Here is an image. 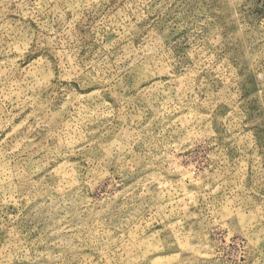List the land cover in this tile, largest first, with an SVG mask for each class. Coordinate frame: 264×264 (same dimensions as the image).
<instances>
[{"label": "rangeland", "instance_id": "rangeland-1", "mask_svg": "<svg viewBox=\"0 0 264 264\" xmlns=\"http://www.w3.org/2000/svg\"><path fill=\"white\" fill-rule=\"evenodd\" d=\"M0 264H264V0H0Z\"/></svg>", "mask_w": 264, "mask_h": 264}]
</instances>
